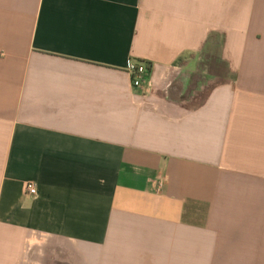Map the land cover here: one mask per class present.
<instances>
[{
	"label": "crops",
	"instance_id": "1",
	"mask_svg": "<svg viewBox=\"0 0 264 264\" xmlns=\"http://www.w3.org/2000/svg\"><path fill=\"white\" fill-rule=\"evenodd\" d=\"M0 264H264V0H0Z\"/></svg>",
	"mask_w": 264,
	"mask_h": 264
},
{
	"label": "built area",
	"instance_id": "2",
	"mask_svg": "<svg viewBox=\"0 0 264 264\" xmlns=\"http://www.w3.org/2000/svg\"><path fill=\"white\" fill-rule=\"evenodd\" d=\"M126 72L130 77L131 80V87L135 90L142 89L145 80L149 76V70L148 66L144 63H137V62H129L126 67ZM163 185V182L161 179L157 182V188H161ZM25 192L29 196H36L37 190L34 184L27 183L25 185Z\"/></svg>",
	"mask_w": 264,
	"mask_h": 264
}]
</instances>
